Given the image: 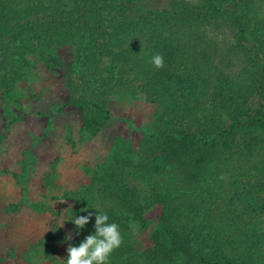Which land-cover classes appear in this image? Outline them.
Masks as SVG:
<instances>
[{
  "label": "trees",
  "instance_id": "trees-1",
  "mask_svg": "<svg viewBox=\"0 0 264 264\" xmlns=\"http://www.w3.org/2000/svg\"><path fill=\"white\" fill-rule=\"evenodd\" d=\"M171 1L130 20L125 6L136 0H0V92L18 93L29 55L43 52L67 77L63 107L81 109L89 134L109 117L106 99L123 77L159 106L148 156L117 150L75 193L74 216L99 210L119 225L123 243L109 264H264V166H255L260 179L221 166L238 138L244 155L264 148V0ZM156 53L162 68L151 63ZM174 171L183 183L153 177ZM154 219L160 227L142 245L136 233ZM38 244L58 264L54 244Z\"/></svg>",
  "mask_w": 264,
  "mask_h": 264
},
{
  "label": "rangeland",
  "instance_id": "rangeland-1",
  "mask_svg": "<svg viewBox=\"0 0 264 264\" xmlns=\"http://www.w3.org/2000/svg\"><path fill=\"white\" fill-rule=\"evenodd\" d=\"M220 1L226 4L229 0ZM172 2L136 0L134 7L129 10L125 6V11L130 13V20H136L149 11L171 8ZM228 32L226 29L220 40L228 37ZM42 53L29 55V74L18 93L5 96L0 92V264H53L43 259L40 240L54 244L58 264H65L66 248L69 243L74 245L77 236L71 221L75 217V193L86 192L91 175L102 172L117 150L131 148L141 154L139 157H147L150 149L145 141L154 131L160 112L157 104L141 94L137 83L123 77L124 83L114 82L106 99L109 117L96 134H89L82 130L81 109L63 107L66 75L49 65ZM263 153L264 148L244 155L243 140L238 138L227 155L232 158L221 166L260 179L263 175L255 166H264ZM175 172L153 177L167 181L176 174L175 180L183 183ZM229 172L225 171L223 186L230 179ZM241 180L236 177L235 184ZM192 196L193 192L187 191L181 198ZM10 204L17 205V211L9 209ZM263 218L264 214L258 219ZM159 223L154 219L138 231L139 243L147 245ZM69 231L73 232L71 241L65 240ZM51 232L53 242L47 239Z\"/></svg>",
  "mask_w": 264,
  "mask_h": 264
},
{
  "label": "clouds",
  "instance_id": "clouds-1",
  "mask_svg": "<svg viewBox=\"0 0 264 264\" xmlns=\"http://www.w3.org/2000/svg\"><path fill=\"white\" fill-rule=\"evenodd\" d=\"M151 63L156 68H162L164 66L162 54H154L151 57ZM81 212H88V214L76 215L71 220L77 230L75 234H80L79 230L90 222L93 215L95 216L94 232L86 235L78 246L68 244L65 264H109L111 253L123 243L119 225L115 222L109 223V216L105 212L95 210V213H92L86 208H82ZM63 225L64 222L60 224V227ZM72 239L73 232L69 231L65 235V240L71 241Z\"/></svg>",
  "mask_w": 264,
  "mask_h": 264
}]
</instances>
